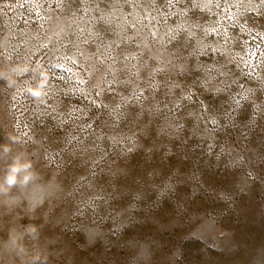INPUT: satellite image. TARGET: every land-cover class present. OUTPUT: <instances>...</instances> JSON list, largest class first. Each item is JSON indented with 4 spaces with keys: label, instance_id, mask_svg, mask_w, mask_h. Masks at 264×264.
<instances>
[{
    "label": "rangeland",
    "instance_id": "374dc122",
    "mask_svg": "<svg viewBox=\"0 0 264 264\" xmlns=\"http://www.w3.org/2000/svg\"><path fill=\"white\" fill-rule=\"evenodd\" d=\"M36 62L0 144L59 184L47 264H264V0H0V67Z\"/></svg>",
    "mask_w": 264,
    "mask_h": 264
},
{
    "label": "clouds",
    "instance_id": "9594fccd",
    "mask_svg": "<svg viewBox=\"0 0 264 264\" xmlns=\"http://www.w3.org/2000/svg\"><path fill=\"white\" fill-rule=\"evenodd\" d=\"M89 58L85 55L86 60ZM16 73H32L34 77L38 74L39 78L28 85L27 92L33 99L45 102L49 76L43 64L0 67V79L9 87L17 84L13 75ZM9 140L10 143L0 144V221L18 218L21 223L25 209L29 213L44 209L49 196L58 195L60 187L55 177L37 166L24 139L12 134ZM39 237L40 225L35 222L22 224L20 230L11 225L0 227V264H47L48 257L35 250Z\"/></svg>",
    "mask_w": 264,
    "mask_h": 264
},
{
    "label": "snow or ice",
    "instance_id": "6c2138e0",
    "mask_svg": "<svg viewBox=\"0 0 264 264\" xmlns=\"http://www.w3.org/2000/svg\"><path fill=\"white\" fill-rule=\"evenodd\" d=\"M169 2H171V0H169Z\"/></svg>",
    "mask_w": 264,
    "mask_h": 264
}]
</instances>
